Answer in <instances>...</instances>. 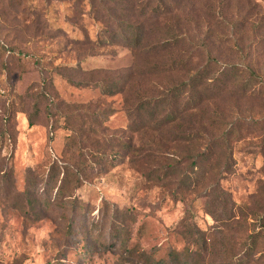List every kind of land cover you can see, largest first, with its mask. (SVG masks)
I'll return each instance as SVG.
<instances>
[{"label":"rangeland","instance_id":"obj_1","mask_svg":"<svg viewBox=\"0 0 264 264\" xmlns=\"http://www.w3.org/2000/svg\"><path fill=\"white\" fill-rule=\"evenodd\" d=\"M145 1L0 0V127L8 130L11 111L16 138L0 139V264H264V0H187L186 29L207 38L195 60L212 56L225 74L204 104L203 139L159 155L162 164L181 163L182 176L166 183L145 178L160 162L135 165L122 149L130 137L124 95L95 87L127 78L131 50L98 41ZM189 73L148 77L143 92ZM82 123L93 126L89 139L77 131ZM200 153L199 185L181 187ZM28 168L38 184L33 203ZM51 171L71 176L63 202L47 182Z\"/></svg>","mask_w":264,"mask_h":264},{"label":"trees","instance_id":"obj_2","mask_svg":"<svg viewBox=\"0 0 264 264\" xmlns=\"http://www.w3.org/2000/svg\"><path fill=\"white\" fill-rule=\"evenodd\" d=\"M96 1L93 0V5ZM151 1L154 4H151ZM136 9L132 6V10H135L134 14L126 13L118 33H112L109 37L103 36L98 41L100 47L121 45L128 48L136 62L126 71L125 80L113 78L110 82L97 83L95 87L99 88L105 97L120 95L125 97L124 110L129 120L127 131L130 137L129 141L122 143L121 146L130 157V162L141 165L142 160H147L151 164L154 162L162 164V157L159 156L161 153L174 147L195 145L203 139L201 132L198 133V131L203 129L204 120L208 115L204 104L211 99L210 90H220L218 84L222 83L221 76H224L225 71L220 73L218 69H214L218 60L212 56H209L204 64L195 60L197 52L206 50L207 38L201 39L199 36L191 38V31L186 29V26L189 28L190 25L189 18H186L189 17L187 0H147L138 12ZM151 35L156 36L153 42L148 41ZM174 53L178 54L179 58L171 59L169 62L157 60L165 59ZM142 56L154 58L147 64L145 62V66L140 69L137 61ZM175 72H190L191 76L178 84L163 87L162 90H157L152 84L154 89L150 96H146L145 91L143 92V86L147 83L146 78L160 79L164 75ZM83 86L87 87L89 84H78V87ZM211 92L215 93V91ZM12 120L13 113L10 111L8 124H6L9 127L8 130H4L5 124L0 127V139L3 141L6 136H10L15 142ZM77 131L87 139L95 132L93 126L83 123L79 124ZM135 139L148 144L151 154H144L145 149H138L134 143ZM69 142L73 147L74 138L69 137ZM205 157L206 153H200L191 158V172L185 174L184 179L181 178V187L196 188L199 185L197 171L202 167ZM180 164L179 162L156 166L145 174V178L148 182L166 183L174 177L182 176ZM70 178V174L66 171H58V174L57 171L50 172L47 182L52 185L53 190L56 189L55 201L63 202L67 199V185L70 183ZM37 190L36 178L31 168H28L26 192L30 199L29 203H33V200L37 198ZM218 190L222 193L227 206L231 204L227 193L221 189ZM74 208H77V205L74 204ZM223 213H227L226 210ZM232 214L233 210L226 216L231 218ZM124 217L122 212H118L116 221L123 220ZM113 228L118 233L117 239L120 235H124L120 224H114Z\"/></svg>","mask_w":264,"mask_h":264}]
</instances>
